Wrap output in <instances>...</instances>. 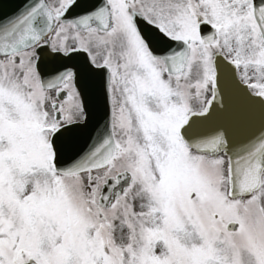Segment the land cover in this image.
<instances>
[{"label":"snow or ice","instance_id":"snow-or-ice-1","mask_svg":"<svg viewBox=\"0 0 264 264\" xmlns=\"http://www.w3.org/2000/svg\"><path fill=\"white\" fill-rule=\"evenodd\" d=\"M0 264H264V0L0 10Z\"/></svg>","mask_w":264,"mask_h":264},{"label":"water","instance_id":"water-1","mask_svg":"<svg viewBox=\"0 0 264 264\" xmlns=\"http://www.w3.org/2000/svg\"><path fill=\"white\" fill-rule=\"evenodd\" d=\"M21 2L22 0H3L0 10L3 12H12L15 8V5Z\"/></svg>","mask_w":264,"mask_h":264}]
</instances>
